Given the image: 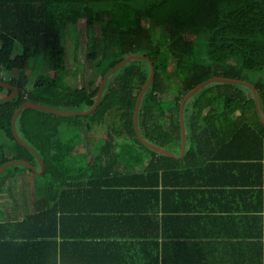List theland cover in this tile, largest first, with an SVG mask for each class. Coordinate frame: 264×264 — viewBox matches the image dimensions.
I'll use <instances>...</instances> for the list:
<instances>
[{"label":"trees","instance_id":"trees-1","mask_svg":"<svg viewBox=\"0 0 264 264\" xmlns=\"http://www.w3.org/2000/svg\"><path fill=\"white\" fill-rule=\"evenodd\" d=\"M97 1L102 0H0V81H5L4 73H12V80L5 82L21 91L19 97L0 105V134L10 141L0 140V169L14 159L39 167L35 155L14 132V117L24 105L34 102L59 111H89L105 75L134 54L150 58L157 70L140 115L142 133L151 142L165 148L182 142L185 98L215 77L243 81L244 72L261 75L253 87L264 116V0H150L134 15L129 3L99 9ZM146 21L163 33L160 43L146 28ZM82 22L91 43L94 41L88 57L97 77L88 89L72 88L65 82L69 52L64 37H69V31L77 37ZM39 59L45 61L48 73L36 77L30 86L27 72ZM151 72L146 60L125 64L107 82L99 108L89 117H58L29 109L21 115L20 135L45 161L42 176L48 179L49 190L44 201L52 204L55 228L69 211L90 215V191L132 202L150 188L160 204V187H164L167 170L174 167L166 162L176 165L181 160L158 154L138 136L134 122L137 104ZM175 86L180 92L172 94L169 102L167 95ZM13 94L0 88V100ZM186 123L192 142L186 158L195 149L258 151L248 156L264 157V125L248 88L228 84L206 88L187 105ZM64 124H74L85 132L93 130L96 155L91 163L90 153L80 165L68 162L76 152L77 134L62 140L60 127ZM197 127L201 132L195 136ZM119 137L124 139L123 145ZM138 147L157 161L146 163L141 153L131 154ZM136 166L143 170L131 169ZM21 167L33 172L24 165L8 167L0 179V191ZM38 216H29L23 225Z\"/></svg>","mask_w":264,"mask_h":264},{"label":"crops","instance_id":"crops-1","mask_svg":"<svg viewBox=\"0 0 264 264\" xmlns=\"http://www.w3.org/2000/svg\"><path fill=\"white\" fill-rule=\"evenodd\" d=\"M190 153L174 157L181 160L176 165L166 162L174 167L160 204L150 188L132 202L90 191V215L69 211L62 223L59 213L55 228L49 202L0 198V264H264V157ZM154 161L151 155L146 163ZM33 215L39 216L23 225Z\"/></svg>","mask_w":264,"mask_h":264},{"label":"rangeland","instance_id":"rangeland-1","mask_svg":"<svg viewBox=\"0 0 264 264\" xmlns=\"http://www.w3.org/2000/svg\"><path fill=\"white\" fill-rule=\"evenodd\" d=\"M119 2H123L124 4L129 3V7L134 9V15L136 9L146 7L150 0H102L97 1L96 6H98L99 9L116 8ZM145 26L147 29L153 32L156 40H158V43H160L163 39V33L160 31V29L155 27L154 24L150 21H146ZM69 32V37H64V46L69 52L68 70L65 76V82L72 88L88 89L90 87L91 81L95 80V78L97 77L96 71L93 69L94 63L90 61L88 57L90 51L92 50L91 47L94 41H92L91 43L89 39L90 35L85 28V22H82L80 23V25H78L76 34L77 37H75V35L72 34L71 31ZM98 34H100L99 28H97L96 30V35L98 36ZM1 46L2 45L0 43V48ZM35 62L29 66V72H27L30 86L34 83L36 77L48 73L45 72V70L48 69L45 68V61L39 59L38 61L35 60ZM13 76L14 74L12 73L3 74L4 80L7 82L12 80ZM260 76L251 74L249 72H244L242 75V80L243 82L253 86L257 84ZM30 86L28 88H31ZM177 87L178 86H175V89L167 95L169 102L172 101V94H178V92H180V88ZM60 132L62 140H70L77 134V139L75 140V144L77 146L76 152L72 155V157L68 158V162L73 165H80L83 157H86V155L90 153V146L96 143V138L93 132H85V130H82L74 124H64L60 127ZM125 139L128 140V138L126 137ZM0 140L5 144H10V141L5 138V135L3 136V133L0 134ZM118 141L122 145L125 143L122 137H119ZM188 146L191 147L192 142ZM122 147L123 146H121L119 149L121 154ZM165 149L169 151L175 150L181 153L182 142L178 140L176 144L167 145ZM140 153L143 155L144 160L150 159V152L139 147L138 149H135L131 154L139 155ZM20 169L21 170H18L13 174V177L7 182V185L4 187V189L0 191L1 200L7 199L10 202L21 200L24 203L31 204L33 202H42L44 199H46L47 191L49 190L48 179L43 177L42 174H37L35 171L30 172L23 167H21Z\"/></svg>","mask_w":264,"mask_h":264},{"label":"water","instance_id":"water-1","mask_svg":"<svg viewBox=\"0 0 264 264\" xmlns=\"http://www.w3.org/2000/svg\"><path fill=\"white\" fill-rule=\"evenodd\" d=\"M134 60H146L150 63L151 69H152L150 80L147 83V85L145 86V88L143 89V91L141 92L139 100H138L135 119H134L136 130H137L138 136L141 139V141L146 146L157 151L158 154H164V155H167L170 157H181V156L185 155V153L187 151V145H188V130H187V123H186V107L199 93H201L203 90H205L206 88H208L212 85L228 84V85L241 86V87L250 89L251 92L253 93V96H254L255 101H256V108H257V113L259 115L260 121L264 125V116H263L262 111H261L259 93L252 85H249L243 81L232 80V78L215 77V78H213V80L208 81V82L202 84L201 86H199L198 88H196L192 93H190L185 98V100L182 104V108H181L182 153H181V156H178V155L174 154L173 152L165 149L164 147H162V146H160L154 142L149 141L148 139L145 138V136L142 133L141 126H140V115H141V110H142L144 98L147 95V93L150 91V89L153 87V85L156 81L157 70H156V66H155L154 62L150 58L145 57V56H141L138 54H134V55H130L127 58H125L122 62H120L117 66H115V68H113L109 73H107L105 75V77L103 78V81L101 83V86H100L97 101H96L95 105L93 106V108L89 111L82 112V113L59 111V110H54L52 108L44 107L41 105H37L34 102H28L26 105H24L16 113V115L14 117V120H13L14 132H15L16 138L35 155V157L37 158V160L39 162V167H37L35 164L31 163L30 161H26V160H22V159H14V160L7 162L5 165H3L1 167L0 179L2 178L5 170L12 165H24L27 168L35 171L37 174H42L45 170L44 159L39 155V153L30 144L27 143V141H25L22 138V136L20 135V133L18 131V120L20 119L21 115L23 114V112L26 109L38 111V112H43V113H47V114H50L53 116H58V117H89V116L93 115V113L99 108V106L103 100V97H104V92H105L107 82L110 80V78L118 70H120L125 64H127L130 61H134ZM0 88L7 89L9 91L14 92V94L11 95L10 97L0 100V105L8 103V102L16 99L21 94L20 89L13 87L12 85H10L9 83H6L5 81H0Z\"/></svg>","mask_w":264,"mask_h":264}]
</instances>
